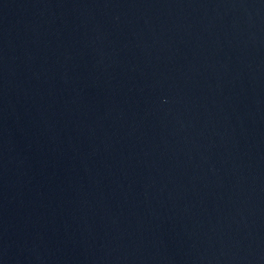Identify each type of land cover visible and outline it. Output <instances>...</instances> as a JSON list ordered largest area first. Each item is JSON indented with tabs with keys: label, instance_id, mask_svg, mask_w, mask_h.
<instances>
[{
	"label": "water",
	"instance_id": "obj_1",
	"mask_svg": "<svg viewBox=\"0 0 264 264\" xmlns=\"http://www.w3.org/2000/svg\"><path fill=\"white\" fill-rule=\"evenodd\" d=\"M0 264H264V0H0Z\"/></svg>",
	"mask_w": 264,
	"mask_h": 264
}]
</instances>
